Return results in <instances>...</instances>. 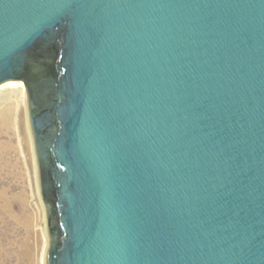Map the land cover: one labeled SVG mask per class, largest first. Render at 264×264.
<instances>
[{
	"label": "water",
	"instance_id": "95a60500",
	"mask_svg": "<svg viewBox=\"0 0 264 264\" xmlns=\"http://www.w3.org/2000/svg\"><path fill=\"white\" fill-rule=\"evenodd\" d=\"M48 264H264V0H0Z\"/></svg>",
	"mask_w": 264,
	"mask_h": 264
},
{
	"label": "rangeland",
	"instance_id": "374dc122",
	"mask_svg": "<svg viewBox=\"0 0 264 264\" xmlns=\"http://www.w3.org/2000/svg\"><path fill=\"white\" fill-rule=\"evenodd\" d=\"M45 250L48 217L28 95L20 85H7L0 88V264H44Z\"/></svg>",
	"mask_w": 264,
	"mask_h": 264
},
{
	"label": "bare ground",
	"instance_id": "6f19581e",
	"mask_svg": "<svg viewBox=\"0 0 264 264\" xmlns=\"http://www.w3.org/2000/svg\"><path fill=\"white\" fill-rule=\"evenodd\" d=\"M7 85H14V86L15 85H20V86H22V87H24L26 89V86H25L24 82L20 81V80H11V81L4 82L3 84L0 85V88L4 87V86H7ZM43 262H44V264H48V252H47V250H45V256H44Z\"/></svg>",
	"mask_w": 264,
	"mask_h": 264
}]
</instances>
